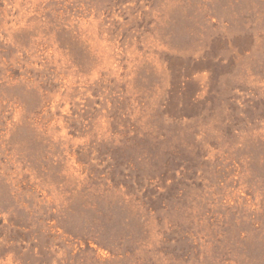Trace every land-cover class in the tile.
Segmentation results:
<instances>
[{
  "label": "rangeland",
  "instance_id": "1",
  "mask_svg": "<svg viewBox=\"0 0 264 264\" xmlns=\"http://www.w3.org/2000/svg\"><path fill=\"white\" fill-rule=\"evenodd\" d=\"M0 264H264V0H0Z\"/></svg>",
  "mask_w": 264,
  "mask_h": 264
}]
</instances>
